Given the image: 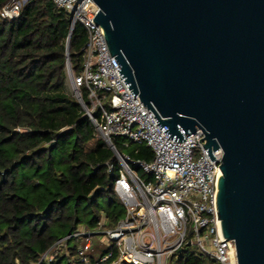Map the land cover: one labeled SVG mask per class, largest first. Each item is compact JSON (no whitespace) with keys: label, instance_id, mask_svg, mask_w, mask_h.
<instances>
[{"label":"water","instance_id":"95a60500","mask_svg":"<svg viewBox=\"0 0 264 264\" xmlns=\"http://www.w3.org/2000/svg\"><path fill=\"white\" fill-rule=\"evenodd\" d=\"M94 2L120 79L161 130L179 144L202 129L212 161L223 150L222 239L238 264H264V0Z\"/></svg>","mask_w":264,"mask_h":264},{"label":"trees","instance_id":"16d2710c","mask_svg":"<svg viewBox=\"0 0 264 264\" xmlns=\"http://www.w3.org/2000/svg\"><path fill=\"white\" fill-rule=\"evenodd\" d=\"M11 1L0 0V12ZM87 41L53 0H29L15 20L0 17V264H34L82 225L91 229L106 216L114 226L123 216L114 209L120 161L67 92L68 57L81 75ZM88 96L83 88L89 106ZM126 144L115 137L131 168L149 178L134 163L152 162V149ZM178 264L205 263L189 250Z\"/></svg>","mask_w":264,"mask_h":264},{"label":"built area","instance_id":"2783aa9c","mask_svg":"<svg viewBox=\"0 0 264 264\" xmlns=\"http://www.w3.org/2000/svg\"><path fill=\"white\" fill-rule=\"evenodd\" d=\"M29 0H12L0 17L15 20ZM70 15L71 29L81 25L88 36L82 50L83 71L76 75L67 67L75 98L89 116L97 136L113 151L115 137L146 144L152 162H135L149 178L131 168L130 158L118 155L122 170L115 193L125 215L114 226L103 216L91 229H78L61 238L34 264H178L193 248L211 264H238L234 241L222 239L216 210L218 173L224 152L204 149L202 129L175 142L164 133L156 115L135 98L120 79L121 70L108 47L104 31L94 21L100 12L94 0H53ZM86 88L89 106L82 97ZM101 111L100 118L94 113ZM157 125V126H156ZM204 139V140H201ZM201 140V141H200ZM116 156V155H115ZM16 264H20L17 260Z\"/></svg>","mask_w":264,"mask_h":264},{"label":"rangeland","instance_id":"374dc122","mask_svg":"<svg viewBox=\"0 0 264 264\" xmlns=\"http://www.w3.org/2000/svg\"><path fill=\"white\" fill-rule=\"evenodd\" d=\"M67 92H68L69 94H72V95L75 96V94H74V87H73L72 82H71V80L69 79V77H68V83H67ZM118 200H119V199H118ZM103 202H104V200H103L102 198L98 200V204H99V205H102ZM114 207H115L114 209H121V210L123 211V216H122V217H124V215H125V208L122 206L121 202L119 201V202H118V205H116V206H114ZM79 229L84 230V229H87V227L84 226V225H82ZM193 252H196L197 255L199 254V253L196 251L195 248H193ZM199 255H200V254H199ZM201 257L203 258V262H204L205 264H210L209 260H207V259H206L205 257H203V256H201Z\"/></svg>","mask_w":264,"mask_h":264}]
</instances>
